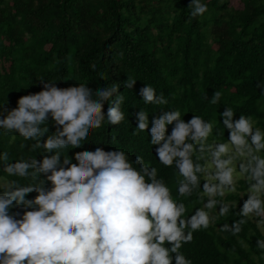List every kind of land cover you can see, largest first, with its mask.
<instances>
[{
	"label": "clouds",
	"instance_id": "1",
	"mask_svg": "<svg viewBox=\"0 0 264 264\" xmlns=\"http://www.w3.org/2000/svg\"><path fill=\"white\" fill-rule=\"evenodd\" d=\"M190 6L193 18L208 11L202 0H191ZM135 83L128 78L125 86L132 89ZM117 91L118 85L93 91L86 84L62 88L43 82L40 91L22 95L16 107L0 111V129L35 141L33 150L47 153L42 160L21 158L15 163H8L7 152L0 153L4 172L32 181L21 184L0 176L6 181L0 184V264H193L180 251L182 246L214 223L218 205L219 216L229 213L235 205L224 198L238 194L241 180L247 185L241 198H247L240 219L223 224L221 231L239 234L252 217L259 218L257 227L264 231V130L251 116L234 120L235 112L226 107L220 115L228 139L213 138L211 143L215 125L201 116L186 122L174 109L153 118L150 143L157 146L160 164L178 170L177 196L207 197L203 207L186 217V204L174 198L158 169L142 156L107 151L101 139L87 141L105 119L112 125L125 119L123 95L104 112V103ZM140 95L145 104L168 103L150 85ZM221 96L215 91L210 103H218ZM49 116L56 130L41 143L49 131ZM137 119L134 135L149 125L144 110ZM168 125H174L170 134ZM83 144L86 150L74 154L76 163L64 155ZM33 192L34 198H26ZM256 243L264 250V239Z\"/></svg>",
	"mask_w": 264,
	"mask_h": 264
},
{
	"label": "trees",
	"instance_id": "2",
	"mask_svg": "<svg viewBox=\"0 0 264 264\" xmlns=\"http://www.w3.org/2000/svg\"><path fill=\"white\" fill-rule=\"evenodd\" d=\"M202 2L208 11L193 18L191 0H0V111L16 107L20 96L40 91L43 82L62 88L86 84L93 91L118 85L104 103V112L107 115L110 104L114 106L123 95L125 119L118 125L105 119L87 141L101 139L107 151L123 149L142 156L158 169L174 198L186 204L185 216H190L207 197L177 196L178 170L160 164L157 146L150 143L153 118L174 109L186 122L193 115L201 116L215 125L209 143L213 138L225 142L229 133L220 113L230 107L234 120L251 116L264 130V0H238V5L230 0ZM128 78L136 80L132 89L125 86ZM146 85L168 103L145 104L140 90ZM215 91L222 96L212 104ZM141 110L148 113V130L134 135ZM173 126L168 125V134ZM48 128L41 143L56 130L50 116ZM33 143L0 129V153L9 154L8 163L21 158L42 160L47 153L33 150ZM85 147L70 148L64 155L76 163L74 154ZM4 167L0 161V176L8 181L32 183L9 176ZM203 182L201 177V186ZM246 187L241 180L238 194L224 198L235 205L229 213L219 216L218 205L214 223L182 246L180 251L193 264H264V250L256 243L264 239V231L257 227L259 218H249L239 234L221 231L223 224L240 219Z\"/></svg>",
	"mask_w": 264,
	"mask_h": 264
},
{
	"label": "rangeland",
	"instance_id": "3",
	"mask_svg": "<svg viewBox=\"0 0 264 264\" xmlns=\"http://www.w3.org/2000/svg\"><path fill=\"white\" fill-rule=\"evenodd\" d=\"M230 3L236 4V5L239 4L238 0H230ZM0 118H2V115H0ZM5 183H6V181L4 179L0 178V184H5Z\"/></svg>",
	"mask_w": 264,
	"mask_h": 264
}]
</instances>
